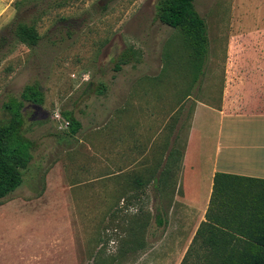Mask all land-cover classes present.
<instances>
[{
  "label": "rangeland",
  "instance_id": "374dc122",
  "mask_svg": "<svg viewBox=\"0 0 264 264\" xmlns=\"http://www.w3.org/2000/svg\"><path fill=\"white\" fill-rule=\"evenodd\" d=\"M160 1L0 0V124L8 119L2 104L25 86L37 84L44 98L23 109L35 146L23 183L0 201V264L136 262L145 235H159L154 207L164 209L168 194L162 183L154 185L160 192L130 187L138 164L151 159H140L146 145L135 138L141 115L151 125L147 142L160 130L151 147L164 139L170 146L173 127L170 151L183 150L192 128L191 153L213 152L230 35L264 28V0H193L207 34L197 75L181 32L158 20ZM26 29L36 45L23 37ZM131 50L134 59L116 70ZM122 104H141L124 113L129 127L120 123ZM63 113L81 125L73 137ZM190 256L183 264L196 263Z\"/></svg>",
  "mask_w": 264,
  "mask_h": 264
},
{
  "label": "crops",
  "instance_id": "0c3cea01",
  "mask_svg": "<svg viewBox=\"0 0 264 264\" xmlns=\"http://www.w3.org/2000/svg\"><path fill=\"white\" fill-rule=\"evenodd\" d=\"M229 46L227 60L230 77L223 87L221 106L216 110L219 129L209 157L202 159L204 154L200 150L191 153L192 128L187 133L185 148L170 151L178 129L171 128L170 146L168 140L164 139L151 147L160 130L151 143L147 142L151 127L148 118L143 122L145 116L141 115L136 122L139 126L135 128V138L139 144L146 145L140 159L148 153L151 155L143 166H140V162L136 168L137 189L141 193L144 185L151 184L160 192L154 185L162 183L163 190L168 194L162 195L167 197L164 209L159 203L154 207L156 214L152 225L160 229L159 235L156 238L154 233L145 235V241L143 238L136 248L137 260L134 264H182L189 249L193 259L203 252L199 248L201 236L194 245L192 242L201 224L206 222L215 174L264 181V28L233 32ZM140 105L120 106L118 112L121 113L122 127L127 123L124 113ZM129 126L128 123L125 125ZM174 260L177 262L174 263Z\"/></svg>",
  "mask_w": 264,
  "mask_h": 264
},
{
  "label": "trees",
  "instance_id": "16d2710c",
  "mask_svg": "<svg viewBox=\"0 0 264 264\" xmlns=\"http://www.w3.org/2000/svg\"><path fill=\"white\" fill-rule=\"evenodd\" d=\"M157 18L162 24L181 32L183 44L190 49L189 58L199 66L197 75L207 54V34L204 19L195 10L193 0H161L157 5ZM23 37L33 45L38 42L32 30H24ZM5 47L6 40L2 38L0 62ZM134 55L132 50L124 52L116 70L129 64ZM43 102L40 87L31 84L24 87L18 98H10L2 104L8 119L0 124V201L21 186V170H27L33 159L35 145L26 137L23 127L25 104L41 106ZM63 116L68 123V136H75L81 127L79 121L72 114L63 113ZM137 184L133 177L132 190ZM205 219L192 242L194 245L198 237H202L199 248L203 252L200 256L195 255V264H264V181L215 174ZM131 231L132 228L130 238H134L136 232ZM131 241L134 243L135 240ZM188 256L190 249L182 264Z\"/></svg>",
  "mask_w": 264,
  "mask_h": 264
},
{
  "label": "built area",
  "instance_id": "2783aa9c",
  "mask_svg": "<svg viewBox=\"0 0 264 264\" xmlns=\"http://www.w3.org/2000/svg\"><path fill=\"white\" fill-rule=\"evenodd\" d=\"M66 124H68V123L66 122Z\"/></svg>",
  "mask_w": 264,
  "mask_h": 264
},
{
  "label": "bare ground",
  "instance_id": "6f19581e",
  "mask_svg": "<svg viewBox=\"0 0 264 264\" xmlns=\"http://www.w3.org/2000/svg\"><path fill=\"white\" fill-rule=\"evenodd\" d=\"M255 142H256V141H255ZM255 142H254V143H255Z\"/></svg>",
  "mask_w": 264,
  "mask_h": 264
}]
</instances>
